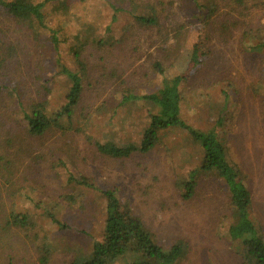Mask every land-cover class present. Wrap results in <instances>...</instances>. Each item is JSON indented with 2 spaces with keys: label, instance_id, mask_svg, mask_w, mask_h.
Segmentation results:
<instances>
[{
  "label": "rangeland",
  "instance_id": "374dc122",
  "mask_svg": "<svg viewBox=\"0 0 264 264\" xmlns=\"http://www.w3.org/2000/svg\"><path fill=\"white\" fill-rule=\"evenodd\" d=\"M160 1L167 9L159 10L163 24L147 29L123 12L112 13L105 0H52L43 12L47 25L57 31L56 52L46 42L32 47L0 13V39L8 46L0 48V56L6 52L12 65L0 67V81H20L26 99L45 102L50 116L64 105L69 87L57 74L60 66L79 70L70 54L77 35L82 39L90 26L100 32L108 27L110 32L100 47L89 44L82 54L86 74L70 131L54 128L30 140L12 119L0 131L1 136L6 132L13 136L12 149L3 153L10 151L11 162H17L9 176L0 178V264H39L43 244L52 252L49 264H69L102 240L105 199L66 184V173L114 190L123 214L139 218L165 250L182 244L179 264H251L244 247L228 237L233 210L223 181L214 174H198L195 194L189 200L182 198L180 183L202 164L200 149L184 131H163L153 151L127 160L104 157L92 145L93 141L138 145L153 110L144 101L123 103V98L152 94L164 78L174 77L182 78L181 118L198 131H215L250 193L252 219L264 244V51L252 50L264 43V0L243 1L245 10L233 0ZM205 13H210L208 24L201 21ZM181 24L184 29L178 32ZM166 34L176 37L173 43L163 41ZM199 43L205 64L190 70ZM7 101L3 96L4 110ZM29 143L31 153L18 149ZM67 196H73L74 203ZM10 213L27 216L32 225L4 230Z\"/></svg>",
  "mask_w": 264,
  "mask_h": 264
},
{
  "label": "trees",
  "instance_id": "16d2710c",
  "mask_svg": "<svg viewBox=\"0 0 264 264\" xmlns=\"http://www.w3.org/2000/svg\"><path fill=\"white\" fill-rule=\"evenodd\" d=\"M51 1L0 0V13L14 24L15 30L23 34L32 47H39L41 43L46 42L56 52L60 43L57 38V31L47 25L43 12L45 6ZM243 1L245 0H233L237 6L239 5V8L245 10L246 4ZM105 2L112 13L123 12L136 25L147 29L160 27L163 24L161 13L167 10L164 9V2L160 0L154 3L145 0H105ZM117 5H120V7H117ZM63 7L67 9L65 4H63ZM159 10H161V13H159ZM208 14L210 13L201 15V21L207 22V24L210 17ZM176 29L179 32L184 29V25L181 24ZM87 32L88 34L86 35ZM223 34L226 35V31ZM106 35L110 37L108 27L103 32H100L91 26L85 30L82 39H78L77 35V39L70 47L72 59L76 63L77 68H79L76 72L61 65L60 58L55 60L56 65H61L57 74L69 82V87L64 105L51 116L47 112L45 102L33 99L28 101L26 99L28 93L24 92L23 84L20 81H14L11 78L4 81L6 83H1L0 81V102L3 96H6L8 100V106L5 110L1 106L2 104L0 105V131L7 128L11 119L16 122L30 140L40 139L54 128L70 131L71 118L82 98V74H86V65L82 54L89 44L90 46L100 47L102 42H104L102 38ZM176 35L179 36L178 33ZM175 38L170 39L166 34L163 37V41L168 42L171 40V42L167 43L171 44ZM6 44V41L0 39V48L2 50L5 47L6 50L8 49ZM10 49H14V47L11 46ZM252 50L256 52L264 51V43L259 42L257 45L252 46ZM202 56H205V53L199 43L193 49L189 66L190 70L198 71L202 68L205 64ZM8 58L9 56L6 52L0 56V67L6 63L12 66ZM154 68L158 74H163V70L158 64H155ZM181 81V77L164 78L159 89L152 94L143 96L129 95L123 98V103L144 101L150 104L153 110L138 145L127 144L119 147L111 142L100 143L96 141H93L92 145L97 153L104 157L113 160H127L136 154L146 155L153 151L158 146L160 134L163 131L171 128L184 131L188 139L200 149L202 164L199 169L191 172L189 177L180 183L182 198L189 200L193 197L198 184V174H214L216 178L223 181L233 210V223L228 227V237L232 242L244 247V253L251 264H264V244L261 242L252 219L250 193L239 177V170L228 161L225 147L218 140L215 131H198L186 124L181 118ZM23 83L25 84V82ZM9 111L11 112V118L7 116ZM63 120H66L67 126H65L66 123L62 124ZM1 134L0 132V143L6 144L0 147V178H5L12 173L13 165H17V162H11L10 157H12V154L10 151L6 152V154L3 153L8 148L12 149L14 142L11 139L13 136H9L10 133L8 132L2 136ZM18 149L29 154L32 151V146L29 143V145L20 146ZM58 165L61 166L62 162H58ZM66 175V184H74V186L82 187L94 193H100L106 202L102 240L94 242L89 253L86 252L84 255L73 259L69 264H114L123 257L129 258V261L127 262L126 260L124 264L180 263L184 257L183 245L175 244L167 250L159 246L155 237L144 227L139 218L128 217V215L123 214L114 190H103L91 179L82 176L75 177L68 173ZM4 182H7V180ZM66 200L74 203L73 196H67ZM50 218L61 229H66V226L61 225L54 217L50 216ZM31 225L32 223H30L27 216L10 213L5 222L4 230L9 227L25 230L30 228ZM51 255L52 252L49 245L43 244L38 255V263L49 264Z\"/></svg>",
  "mask_w": 264,
  "mask_h": 264
}]
</instances>
